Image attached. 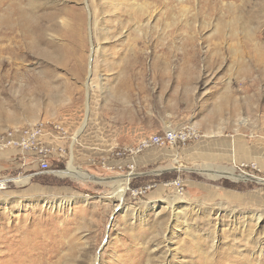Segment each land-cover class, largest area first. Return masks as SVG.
I'll use <instances>...</instances> for the list:
<instances>
[{
	"label": "rangeland",
	"instance_id": "obj_1",
	"mask_svg": "<svg viewBox=\"0 0 264 264\" xmlns=\"http://www.w3.org/2000/svg\"><path fill=\"white\" fill-rule=\"evenodd\" d=\"M51 120L49 172L0 151V264H264V0H0V132Z\"/></svg>",
	"mask_w": 264,
	"mask_h": 264
},
{
	"label": "built area",
	"instance_id": "obj_2",
	"mask_svg": "<svg viewBox=\"0 0 264 264\" xmlns=\"http://www.w3.org/2000/svg\"><path fill=\"white\" fill-rule=\"evenodd\" d=\"M68 128L57 121H38L22 127H13L0 132V151H12L16 164L25 169H37L43 173L51 170L54 160H60L66 155V143L69 139ZM187 134L183 130H167L145 137L133 147H122L115 155L120 159L133 158L140 152L151 147L175 145L185 141ZM127 166V165H126ZM255 170L258 166L255 162L247 165ZM121 167V166H120ZM130 167L128 176L134 171V164ZM259 170V169H258ZM133 176V175H132ZM255 176V174L253 175ZM251 177V176H250ZM166 186H175L180 193L184 190L182 180L167 183ZM155 185L147 184L137 189V195H143Z\"/></svg>",
	"mask_w": 264,
	"mask_h": 264
},
{
	"label": "bare ground",
	"instance_id": "obj_3",
	"mask_svg": "<svg viewBox=\"0 0 264 264\" xmlns=\"http://www.w3.org/2000/svg\"><path fill=\"white\" fill-rule=\"evenodd\" d=\"M6 35V34H4ZM4 46V45H3ZM6 51H12L11 48H2V52H6ZM3 54V53H2ZM14 63V62H13ZM83 130V129H82ZM81 132V130L79 131ZM78 132V133H79ZM234 168V167H233ZM232 167L230 169H223L220 172V176H226V177H231L234 179H240L241 178H245L244 175H236L233 171ZM61 176H70V177H74L76 179H82V180H89L90 178L92 179V176H90L89 174H87L86 172L80 170L79 168H77L76 166L73 165V159H71V161L69 162L67 168L63 171L58 172ZM250 177V176H249ZM126 179V183H129V177L125 178ZM18 181V180H17ZM7 181H3L0 183V189H5L7 187L6 185ZM127 186V185H126ZM121 186L119 187L117 194H119V196L122 198L125 194V191L128 189V186Z\"/></svg>",
	"mask_w": 264,
	"mask_h": 264
},
{
	"label": "crops",
	"instance_id": "obj_4",
	"mask_svg": "<svg viewBox=\"0 0 264 264\" xmlns=\"http://www.w3.org/2000/svg\"><path fill=\"white\" fill-rule=\"evenodd\" d=\"M234 145V144H233ZM249 146L246 145L244 142H240L237 144V148L235 147L236 145L233 146V153L237 154L238 161H245V160H253L258 163V165H261L264 167V145L263 144H248ZM247 150V153L244 152V150ZM13 154L12 151H8ZM12 156V155H11ZM144 158H146V155H143L137 159V163L140 165L144 162ZM235 159V158H233ZM120 164L127 165L129 162V159H124V160H119L118 161ZM138 165V164H137Z\"/></svg>",
	"mask_w": 264,
	"mask_h": 264
}]
</instances>
